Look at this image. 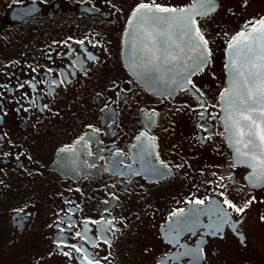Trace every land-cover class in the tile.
Returning <instances> with one entry per match:
<instances>
[{"label":"flooded vegetation","instance_id":"obj_1","mask_svg":"<svg viewBox=\"0 0 264 264\" xmlns=\"http://www.w3.org/2000/svg\"><path fill=\"white\" fill-rule=\"evenodd\" d=\"M195 1L0 0L3 253L264 264V176L233 160L220 106L225 50L264 19V0H216L196 16L208 57L185 77L194 33L140 5Z\"/></svg>","mask_w":264,"mask_h":264},{"label":"water","instance_id":"obj_2","mask_svg":"<svg viewBox=\"0 0 264 264\" xmlns=\"http://www.w3.org/2000/svg\"><path fill=\"white\" fill-rule=\"evenodd\" d=\"M216 5V0H196L191 5L175 11V12H159V11H151L148 10V16L150 19L153 16H161V19H168L170 22H173L175 27L185 28L186 32L191 35L194 33V38L197 42L200 43V51L199 54L197 53L195 57L191 60L192 63H188L186 61L184 75L187 77L193 70L198 69L203 64H205L208 54L206 45L200 39V36L196 33L193 19L196 16H201L213 11ZM184 26V27H183ZM173 27V26H172ZM259 27V25H257ZM135 31V21L132 20L131 23L128 24L127 32L125 35V56H128L127 50L129 51V37ZM252 29L245 31V33L251 32ZM259 39V33H253L251 40L248 41L247 44L244 42H239L233 49H229V46L225 50V73H226V83L227 88L229 89V93L226 97H221V117L224 125L225 130V139L228 142L229 148L232 151L233 160L238 163H242L243 161H247L248 165L251 167L252 172L256 175L264 176V145H261L254 136L253 137H245V139L241 142V144L236 145L235 140L240 139V137L236 134L237 133V126L234 125L235 120L240 119V112L245 111L249 105H241L239 100L242 98H246L247 89L243 86V79L239 77L235 72H233L232 68L230 67V62L235 60L237 66L241 68V70H245L247 76V69L250 67L252 63H259L260 61L257 57L260 54L258 48L256 47V41ZM231 43H234L232 41ZM252 47V51L249 52L248 48ZM198 57L200 59H198ZM234 82H239V87H237L236 91L240 93L239 96H236L232 93V86ZM248 85L249 87L253 86V78L248 77ZM259 107V105H256ZM253 115L254 119L257 122L264 121V117L259 116L258 113H246ZM231 115L232 119L229 120L228 116ZM250 122L240 120L239 130L244 131L245 133L249 132V125ZM252 131L254 132L255 129L253 128ZM251 138L253 140V144L249 145L248 148L243 147L244 143H247L248 139ZM239 147L241 152H247L248 155L246 156H237L235 154V148ZM255 156L256 159L253 160L252 157Z\"/></svg>","mask_w":264,"mask_h":264},{"label":"snow or ice","instance_id":"obj_3","mask_svg":"<svg viewBox=\"0 0 264 264\" xmlns=\"http://www.w3.org/2000/svg\"><path fill=\"white\" fill-rule=\"evenodd\" d=\"M140 8H148L147 5H140ZM151 11V9H149ZM159 12H175L176 9L171 8H163L158 7L156 9ZM139 11V9L137 10ZM180 11H183L181 9ZM259 27H257L255 24L252 26V31L249 33L240 32L237 34L236 37H233L234 43L229 44V49H233L237 43L244 42L245 44L248 43L249 40H251L253 33H259V39L256 41V47L258 48L261 55L257 57V59L260 61L259 63H252L250 67L247 69V76L245 73V70H241L239 66H237V63L235 60H232L230 62V67L232 68L233 72H235L239 77L244 78L242 83L243 86L247 89L246 92V98H242L239 100V103L241 105H249L247 107L246 112L242 111L240 112V119L234 121V125L237 126V135L240 137V139L235 140V144L239 145L241 142L245 139V137H255L258 139L259 143L261 145H264V121L257 122L256 119H254L253 115L246 114V113H258L259 116L264 117V19H261L258 22ZM200 39L203 41V43L206 45L207 41L203 40V37L201 36ZM253 49L252 47L248 48V51L251 52ZM198 59H200L198 57ZM248 77L253 78V86L249 87L248 85ZM191 83V81H189ZM237 87H239V82H234L232 86V93L236 96H239L240 93L236 91ZM229 93V89H225L224 92L221 93V97L224 98ZM256 105H259V107H256ZM228 119L231 120L232 116L229 115ZM240 120L248 121L250 122L249 132L245 133L244 131L239 130V124ZM255 129L253 132L252 129ZM253 144V140L251 138L248 139L247 143H244L243 147L248 148L249 145ZM235 154L237 156H246L248 155L247 152H241V149L239 147L235 148ZM253 160L256 159L255 156L252 157ZM197 204H202L203 201L197 200L195 201ZM227 203V201H225ZM230 207L232 205H229ZM238 211H243V209H238ZM175 215V213H174ZM79 251V249H77Z\"/></svg>","mask_w":264,"mask_h":264},{"label":"rangeland","instance_id":"obj_4","mask_svg":"<svg viewBox=\"0 0 264 264\" xmlns=\"http://www.w3.org/2000/svg\"><path fill=\"white\" fill-rule=\"evenodd\" d=\"M5 233H0V264H24V259L21 258V253L13 252V253H3L2 249L4 246L2 245L3 241L2 238L4 237ZM26 264V262H25ZM33 264V263H29Z\"/></svg>","mask_w":264,"mask_h":264}]
</instances>
